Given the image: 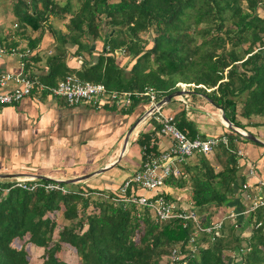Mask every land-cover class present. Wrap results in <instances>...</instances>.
I'll return each mask as SVG.
<instances>
[{
    "label": "trees",
    "instance_id": "1",
    "mask_svg": "<svg viewBox=\"0 0 264 264\" xmlns=\"http://www.w3.org/2000/svg\"><path fill=\"white\" fill-rule=\"evenodd\" d=\"M259 8L264 11V0H15L13 15L21 28L34 31L51 18L71 15L66 33L60 32V45H77L76 55L89 51V42L108 37L111 54H101L93 64L86 61L81 70L70 69L62 61L63 53L56 54L50 84L60 72L75 71L81 79L102 82L110 90L143 92L151 87L160 99L180 91L179 82L194 84V95H203L222 108L235 127L246 130L259 124L254 117L264 118V15ZM143 32L153 33L151 46L142 40ZM199 37L203 39L198 44ZM122 48L129 57L125 65L116 57ZM148 103L147 97H134L126 113ZM174 114L178 128L190 139L199 135L185 108ZM152 123L154 130L137 140L144 158L157 153L152 135L157 136L160 125ZM225 133L230 134L229 147L213 152L221 170L201 152L194 155L197 164L188 161L181 167L183 175L191 177L192 204L206 212L207 223L232 202L237 189L243 190L238 185V139L230 129ZM245 141L249 140L240 142ZM181 179L169 178L166 183ZM62 183L69 193L20 187L5 195L0 191V264H32L28 243L43 249L41 264H71L58 257L64 244L77 250L82 264H172L171 248L180 243L184 252L180 264H264L263 208L250 217L248 233L227 221L216 240L201 234L193 253L187 248L192 226L184 227L179 220L156 222L147 209L139 217L136 204L125 208L113 201L118 189L107 192Z\"/></svg>",
    "mask_w": 264,
    "mask_h": 264
},
{
    "label": "crops",
    "instance_id": "2",
    "mask_svg": "<svg viewBox=\"0 0 264 264\" xmlns=\"http://www.w3.org/2000/svg\"><path fill=\"white\" fill-rule=\"evenodd\" d=\"M67 16L65 19L51 18L38 31L32 30L31 27L21 28L14 15L11 20L7 15L0 18V44L8 49L17 48L16 53L8 51L0 54V73L37 76L41 81L48 83L51 64L55 62L56 54L63 53L62 61L73 70H81L86 61L92 64L97 62L101 54L105 53L107 56L111 54L108 51L109 44L106 43L107 36L104 39L89 42L90 50L84 49L79 55L75 54L78 46L71 42L61 48V35L66 33V26L71 15ZM15 24L18 28L14 27ZM54 30L59 33H54ZM63 49L65 52L61 51ZM116 57L120 65H125L129 60L123 48L116 51ZM133 62L129 68L132 67ZM63 73L62 71L58 74L53 80V85L69 73L78 76L75 71L67 72L65 75ZM16 87L17 84L12 80L1 91H12ZM199 95L187 91L182 95L186 99L189 96L192 100L190 103L192 111L188 118L196 123L198 136L206 137L224 133L229 128L224 124V120H219V116L222 115L219 114L222 111L203 95ZM193 96H197L199 100L195 101ZM174 99L178 101V108L174 113H178L184 109V104L180 96L173 98L172 101ZM148 106L143 104L135 111L126 113L125 108L110 104L99 108L89 104L69 105L64 98L43 92L27 96L13 105L1 106L0 174L10 177L0 178V180L40 175L71 185L97 187L106 189L107 192L117 190L143 164L144 153L137 144V140L142 133L151 132L155 128L153 119L144 117ZM212 108L215 109L211 118H208L206 114L209 113L205 111H210ZM132 128L134 130L125 145L127 133ZM154 136L152 135L153 144L157 153L171 147L170 137L161 135L159 132L156 137ZM239 148L243 150L244 158L241 159L238 185L243 187L244 183H248L251 187L243 188L241 192L237 189L232 202L222 209L227 214H238L236 220L227 221L235 222L238 227L241 225V230L248 233L252 214L244 215L243 212L250 204L249 196L253 198L255 195H264V191L256 187L258 180L264 181V147L246 141L239 142ZM207 156L209 158V155ZM215 162L213 165L217 167L216 170H221L220 163ZM188 163L197 164V158L194 156ZM252 170L255 171L254 176L250 174ZM88 175L89 177L83 181L70 183L72 179ZM189 175L184 173L182 179L180 178L181 182L166 183L163 187L168 197L184 207H190L192 203V185Z\"/></svg>",
    "mask_w": 264,
    "mask_h": 264
},
{
    "label": "built area",
    "instance_id": "3",
    "mask_svg": "<svg viewBox=\"0 0 264 264\" xmlns=\"http://www.w3.org/2000/svg\"><path fill=\"white\" fill-rule=\"evenodd\" d=\"M8 51L16 53L17 48H7L0 44V54ZM22 56V54H20ZM25 63H23L24 65ZM14 81L17 87L12 91H1L9 81ZM188 86L190 84H187ZM43 92L52 96L64 98L69 105L89 104L95 108L105 105H114L119 108H127L131 105L134 97H147L149 99L148 107L144 117L153 119L160 125L159 133L168 136L172 140L169 149L160 153H146L143 164L136 170L129 179L125 180L118 188L116 196L112 199L114 202L122 204L125 208L136 204L139 208L138 216L142 214L143 209H147L156 222H167L179 220L184 227L192 226L193 231L189 237L188 247L193 253L198 250L195 242L201 234H206L211 240H216L223 234L224 226L227 220H236L238 214L229 213L219 209L217 215L213 217L210 223L205 222L206 215L195 208L191 203L190 207H184L179 202L169 199L163 187L169 178L180 179L183 177L181 170L182 164L187 163L196 153L201 152L206 155L213 153L221 146L229 147L230 134L222 133L206 137L197 136L190 139L176 124L174 113H164L163 108L166 103H161L158 92L154 88H146L143 92H131L110 90L102 82H91L81 79L75 74H67L55 85L47 84L37 76L31 75H13L0 73V107L13 105L21 102L27 96L34 93ZM184 108L188 115L192 111L189 101L180 96ZM232 134L238 138H248L249 132L239 127H230L224 122ZM264 147V145H263ZM237 153L243 157L242 149ZM251 175H255L252 170ZM0 182L9 183V187H3L0 183V191L5 195L12 187H20L28 191H35L38 188H44L47 192L61 191L66 194L70 189L59 181L44 182L37 176H17ZM250 184L244 183L243 188L249 189ZM257 188L264 191V181H257ZM145 191V192H143ZM105 197V196H103ZM108 197V196H107ZM250 204L244 210L243 214H253L258 209L264 211V195L249 196ZM262 222H259V226ZM182 245L177 244L171 248L169 259L172 264H180L184 257Z\"/></svg>",
    "mask_w": 264,
    "mask_h": 264
},
{
    "label": "rangeland",
    "instance_id": "4",
    "mask_svg": "<svg viewBox=\"0 0 264 264\" xmlns=\"http://www.w3.org/2000/svg\"><path fill=\"white\" fill-rule=\"evenodd\" d=\"M60 1H65V0H60ZM14 2H15V0H0V18H4L7 15L8 19H10V20L12 19ZM243 4H246V1H243ZM77 5H79V4H77ZM259 13L261 15H264V11L261 8H259ZM14 27L18 28L16 24L14 25ZM153 36L154 35L152 32L141 33V38H142V40L147 42V46H151ZM202 39H203L202 37H199L197 40L198 41L197 43L199 44ZM244 47H247V45H244ZM238 50H239L240 54H242L244 51V49L241 47ZM177 86H179L181 88L180 90H182V91L184 90V91H187L189 93H193L194 84H192V85L190 84L188 86L187 83L179 82L177 84ZM189 96L191 97V95H189ZM189 96H187L188 97L187 100L189 101V103H191L192 100L189 98ZM193 98L195 101L199 100L197 96H193ZM200 98H201V96H200ZM201 99H203V98H201ZM177 108H178V101L176 99H174L171 103H167L164 106L163 111L166 114L167 113H174ZM213 109H215V108H212L210 111H205V113H209V114H206L208 118H211L212 113H213ZM215 111H218V110H215ZM221 114L222 113H220L219 115H221ZM239 118L241 119V117H239ZM219 120H223L222 115L219 116ZM252 121L258 122L259 124H257V126H255V127H249L245 131L252 132L257 138L259 137L264 141V125H263L264 123H261V122H264V118L263 117H254ZM244 122H245V120H244ZM208 123L213 124L212 122H208ZM241 139H244V138H238V149H239V142L241 141ZM248 143L255 144L251 140H249ZM209 158L211 159L212 163H214L215 161L217 162V159L213 153L209 154ZM242 158H244V157H241V159ZM215 168H217V167L215 166ZM220 168H222V166ZM101 197H103V196H101ZM204 214L206 215V212H204ZM57 234L58 233L55 234L56 238H57ZM26 246L28 248L30 262L32 264H41L43 261V259H42L43 249L37 248V247L31 245L30 243L26 244ZM62 246H63L62 250L60 251V253H58V257L60 259H63V260H65L71 264H82L80 256L74 247L70 246L69 244H64Z\"/></svg>",
    "mask_w": 264,
    "mask_h": 264
},
{
    "label": "water",
    "instance_id": "5",
    "mask_svg": "<svg viewBox=\"0 0 264 264\" xmlns=\"http://www.w3.org/2000/svg\"><path fill=\"white\" fill-rule=\"evenodd\" d=\"M106 43H108V40L106 41ZM121 52V51H120ZM119 53V52H118ZM184 94H186V91H182V90H180V91H176V92H174V93H172V94H169L168 96H166V97H164L162 100H161V103H169V102H171L172 101V99L173 98H176V97H179V96H182V95H184ZM221 111H222V118H223V120L230 126V127H233L234 125L232 124V122L231 121H229V119L224 115V111H223V109L222 108H219ZM134 130V128H132L131 130H129L128 131V133H127V136H126V138H125V145H127V143H128V140H129V136L131 135V133H132V131ZM249 136H248V139L249 140H251V141H253V142H256V143H262V144H264L263 143V141H261L259 138H257L253 133H251V132H249V134H248ZM6 177H10L9 175H1L0 174V178H6ZM39 179H48V178H46V177H44V176H37ZM89 177V175L88 176H84V177H81V178H75V179H72V180H70V183H76V182H79V181H83V180H85L86 178H88Z\"/></svg>",
    "mask_w": 264,
    "mask_h": 264
}]
</instances>
